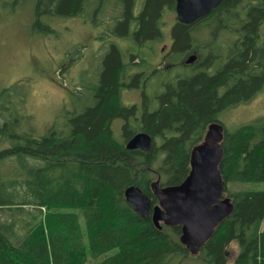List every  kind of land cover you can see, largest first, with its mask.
<instances>
[{
  "label": "trees",
  "instance_id": "1",
  "mask_svg": "<svg viewBox=\"0 0 264 264\" xmlns=\"http://www.w3.org/2000/svg\"><path fill=\"white\" fill-rule=\"evenodd\" d=\"M139 1L36 0L34 26L44 33L54 31L45 16L94 17L111 2L115 26L107 33L136 43L124 52L112 43L91 90L94 103L45 134L20 131V114L0 110V264H183L193 257L181 224L156 226L125 190L136 185L157 204L152 184H181L208 126L264 90V0H222L190 25L176 17L159 64L148 42L163 40L164 17L176 12L177 0H144L136 11ZM192 53L198 59L187 64ZM134 65L142 69L129 75ZM156 73L162 79L152 90ZM131 89L140 100L126 104L123 90ZM223 126L219 167L233 209L194 256L207 264H264V189L249 186L264 182V116ZM139 132L153 139L148 151L127 147ZM232 242L239 251L230 263Z\"/></svg>",
  "mask_w": 264,
  "mask_h": 264
},
{
  "label": "rangeland",
  "instance_id": "2",
  "mask_svg": "<svg viewBox=\"0 0 264 264\" xmlns=\"http://www.w3.org/2000/svg\"><path fill=\"white\" fill-rule=\"evenodd\" d=\"M143 1L137 3L136 11L141 9ZM96 3L97 0H92L91 6ZM35 6L36 0H0V93L6 88L9 90L0 101V110L7 117L20 114V131L45 134L63 122V115L81 111L85 105L94 103L91 90L100 82L111 44L119 45L124 52V48L133 46L136 41L107 33L108 27L115 26L112 25L114 21L111 22V19L115 20L111 2L104 13L94 17L93 12L88 18L45 16L44 20L54 30L49 33L35 28ZM176 17V12H167L163 40L148 42L154 44L152 61L156 64L163 61L171 44L170 30ZM261 39L264 41V22ZM164 45L166 48L162 50ZM141 69L134 65L128 74ZM152 76L149 89L157 90L161 74ZM140 96L136 89L123 91L126 104L139 102ZM261 116H264V90L252 101L223 111L220 119L227 128H233ZM121 125L120 119L114 121L113 129L119 138ZM249 186L264 189V182L250 183ZM238 251L239 246L232 242L229 246L230 263L234 262ZM192 256L183 264H207Z\"/></svg>",
  "mask_w": 264,
  "mask_h": 264
},
{
  "label": "water",
  "instance_id": "3",
  "mask_svg": "<svg viewBox=\"0 0 264 264\" xmlns=\"http://www.w3.org/2000/svg\"><path fill=\"white\" fill-rule=\"evenodd\" d=\"M221 1L177 0V19L184 24H193ZM197 59L198 54L192 53L185 62L190 64ZM223 134L222 123L214 122L208 126L203 140L191 151V170L181 184L160 186L158 181L152 184L157 204H153L152 199L136 185L125 190L126 200L135 211L143 217L151 215L156 226L181 224V242L193 255L199 253L233 209L232 199L225 194V181L219 167L223 156ZM152 141L148 133L139 132L127 142V147L148 151Z\"/></svg>",
  "mask_w": 264,
  "mask_h": 264
},
{
  "label": "bare ground",
  "instance_id": "4",
  "mask_svg": "<svg viewBox=\"0 0 264 264\" xmlns=\"http://www.w3.org/2000/svg\"><path fill=\"white\" fill-rule=\"evenodd\" d=\"M144 58V57H143ZM65 67V66H64ZM27 136H29V135H27ZM2 151V150H1ZM32 200V199H31ZM30 207V206H29Z\"/></svg>",
  "mask_w": 264,
  "mask_h": 264
},
{
  "label": "flooded vegetation",
  "instance_id": "5",
  "mask_svg": "<svg viewBox=\"0 0 264 264\" xmlns=\"http://www.w3.org/2000/svg\"><path fill=\"white\" fill-rule=\"evenodd\" d=\"M124 91V90H123ZM123 100H124V98H123Z\"/></svg>",
  "mask_w": 264,
  "mask_h": 264
}]
</instances>
